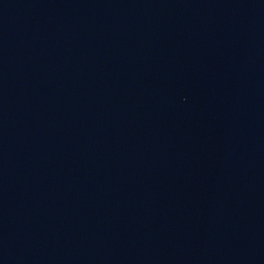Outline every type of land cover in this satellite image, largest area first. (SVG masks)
<instances>
[{
	"label": "water",
	"instance_id": "1",
	"mask_svg": "<svg viewBox=\"0 0 264 264\" xmlns=\"http://www.w3.org/2000/svg\"><path fill=\"white\" fill-rule=\"evenodd\" d=\"M0 264H264V0H0Z\"/></svg>",
	"mask_w": 264,
	"mask_h": 264
}]
</instances>
